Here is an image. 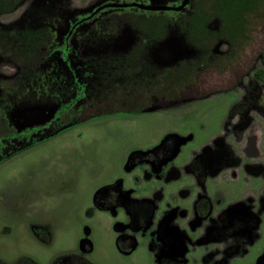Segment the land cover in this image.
<instances>
[{"label": "rangeland", "instance_id": "obj_1", "mask_svg": "<svg viewBox=\"0 0 264 264\" xmlns=\"http://www.w3.org/2000/svg\"><path fill=\"white\" fill-rule=\"evenodd\" d=\"M106 1L0 0L6 5L0 11V99L22 97L6 112L18 128L52 119L56 104L68 98L27 97L43 87L44 92H54L33 73L41 49L32 40L40 42L45 29L33 35L24 29L59 27L64 14ZM157 1L176 5L181 0ZM192 9V14L187 12L174 23L166 16L150 21L161 28L146 52L161 70H178L172 87L175 99L159 101L149 113L134 117L117 110L125 107L123 97H105L113 91L125 94L128 86L121 85V77L108 84L96 75L89 89L101 96L86 100L98 101L103 105L100 111L118 115L66 126L57 137L0 165L1 264H17L23 258L38 264L58 260L68 264L69 258L90 264H160V254L175 248L176 259L185 264H216L215 259L222 257L227 264H257L264 252V212L256 206L264 180L246 168L264 167V0H193ZM128 17L121 20L111 51L131 46L135 25ZM206 48L212 52L204 59ZM67 88L61 93H69ZM169 135L184 139L175 168L183 169L198 156L203 160L199 165L212 199V220H202L194 228L193 202L200 193L194 177L165 179L164 169L161 178L147 179L145 175L152 173L147 166L126 170L133 153L147 151ZM118 181L135 200L162 192L154 223L145 232H131L122 207L109 209L96 203ZM220 211L225 220L236 216V223L242 225L247 218V224L231 236V223L229 228L219 225ZM249 215H256L258 224L249 222ZM218 226V243H197ZM126 235L133 236L136 244L129 253L118 245Z\"/></svg>", "mask_w": 264, "mask_h": 264}, {"label": "flooded vegetation", "instance_id": "obj_2", "mask_svg": "<svg viewBox=\"0 0 264 264\" xmlns=\"http://www.w3.org/2000/svg\"><path fill=\"white\" fill-rule=\"evenodd\" d=\"M116 1L117 0H107L106 2H98L90 8L66 13L60 20L59 27L42 25L40 27L24 29L25 33L30 35L38 32L41 33V30L45 29L40 42L37 43L32 40V45H40L41 53L45 59L37 63L36 68L34 67L35 70L33 73L37 76V81L43 82L44 86H48L49 84L52 85L50 87L54 92L53 94L44 92L45 87H43L42 92L38 91L36 94H27V97H38L36 96L37 94L40 97H68L67 100L70 97H73L72 103H74V108L78 110L80 97L101 96V94H95L93 92L86 95L81 94L80 85L86 71H89L95 79H97L96 75H103L102 77L106 78V83L108 84L110 81H114L116 77H121V85L127 84L128 86L126 91L124 90L125 94H116L117 92L113 91V94H106L105 97H123L122 101L123 103L125 102V107H123V109L125 108L124 111L126 114L133 112L132 114L129 113L131 116H142L135 113V110L131 107L132 102L139 107H143L145 105L144 97H162L157 91V88H154L159 86V80H157V84L152 87V91H156V93H144L145 76H149L150 73H153V77L158 78L161 73V65L156 63L153 59H150L149 52H146L152 42L155 41V35L157 34L155 31H159L161 28V24L157 23L158 26L154 27V22L150 23V21L154 18L166 16L169 21H173L174 23L187 12L190 14L194 12L192 9L193 0H190V2L180 11L158 10L157 8H178L183 4L184 0H181L180 3H176V5H161L157 0H129L126 3H118ZM128 16L133 17L132 20L129 19L128 21L135 25V27H132L133 41L131 46L125 51H111V48L109 47L119 38L118 35L121 31V20L130 18ZM148 21L150 24H142V22L146 23ZM41 27L44 29H40ZM47 28L52 29L50 33H48ZM206 51H208V53ZM206 51V54H204V51L203 54H201L204 56V59H207L212 52L209 48H206ZM50 53H52L51 57ZM59 55L61 58L63 57V60L59 59ZM172 69L175 71V81L178 70L175 68ZM71 77L73 84L70 83ZM174 81L173 86L175 84ZM65 85H67V91H69L67 94L61 93V91L65 90ZM47 89L49 90V87ZM149 91H151V89H149ZM167 97L175 99L177 94L173 93ZM21 98L22 97H10L8 99V97H3V99H0V136L1 134L9 133L16 135L18 131H25L22 141H16L14 138L12 139V141L14 140L13 142L0 141V165L27 150L29 147L42 144L43 142H40L39 140L45 135L52 133V130L55 128V126L44 125L45 122L40 125H32L29 128H18L13 120H8L6 116L7 109L15 106V102H17L16 99L19 100ZM62 127L61 129H63ZM183 140L184 139L179 135H169L161 144L147 151L142 150L133 153L126 165V170L128 172H133L140 167L147 166L152 171V173H147L145 175L147 179H150L153 175L157 179L161 178L164 169L167 172L165 179H172L175 177L180 178L182 175L194 177L197 187L200 190V193L193 202L196 218L190 225L194 228L199 225L202 220H212L210 214L212 199L206 185L205 171H203L202 168H200L201 165H199L203 164V160L200 159L201 157L198 156L193 158V160L181 170L174 166L175 160L180 153H178V151L182 149V146L179 148V145ZM199 160L201 162H199ZM211 164L212 159L210 158L209 167ZM251 165L246 168L247 172L249 174L257 172L264 180L263 165H260L261 168L258 169L256 167L254 169ZM162 198V192L158 191L152 198L141 199L148 200L151 204H141L139 203L141 200H135L130 192L124 189L122 181H118L110 188L106 189L104 193L98 197L96 203L99 207L103 206L104 208L109 209L122 207L130 220L128 228L132 233L138 234L145 232L153 225L154 217L156 216L158 205ZM256 206L257 211L262 214L264 212V188ZM154 208H156L155 211ZM240 210L243 212L245 211L242 208H240ZM173 212L174 211L172 210L166 213L159 224L161 225V223H163ZM224 216V212L220 211L216 218L221 221L219 225H222V227L227 226V228H229L231 223L232 227H230V229L232 230L230 231L231 234L229 233L231 236L240 232L242 225L247 224V218L245 221H242V225H240L234 220L236 216L231 217V219L230 217L229 219L226 217V220ZM258 220L259 219L256 215H249V222L258 224ZM225 222H227V225ZM160 225L159 227H161ZM218 229L219 226L214 229H209L206 234L199 237L197 243L209 244L208 242H210V240L218 243L221 240V235L219 233L220 230ZM156 239H159V237ZM119 241H121L122 245V248L119 246L121 252L129 253L136 248L133 236L126 235L121 237ZM163 244L168 245L166 242ZM168 246H170V244ZM130 247L131 249L128 250ZM178 253L179 250L176 248L171 249L169 254L167 252H162V254H160V263L185 264L184 262L181 263L179 259H176ZM215 260L216 264H227L223 257ZM257 264H264V252L261 254Z\"/></svg>", "mask_w": 264, "mask_h": 264}, {"label": "trees", "instance_id": "obj_3", "mask_svg": "<svg viewBox=\"0 0 264 264\" xmlns=\"http://www.w3.org/2000/svg\"><path fill=\"white\" fill-rule=\"evenodd\" d=\"M6 5H0V11L3 7ZM3 14L0 12V15ZM55 55V54H54ZM52 56V53H50V57ZM59 59L63 60V57L59 55ZM44 56L41 53L38 62L43 61ZM174 69L170 68H165L164 70H161V73L158 78L154 77H145L144 81V93L146 94H152L154 91H149V88L147 87V84H153L157 83V80H159V86H156L154 88H157V91L160 93L162 97H144L145 99V105L143 107L137 106L134 102H132L131 107L135 110V113L142 115L144 113H149L151 109H153L159 101H166L169 100L171 97H167L171 94H173V81H174ZM100 77H102L99 74ZM98 76V77H99ZM95 79L89 71L85 72V76H83L82 81H81V94L86 95L92 93L91 89H89V83L91 84L92 81ZM91 81V82H90ZM70 83L73 84L72 77L70 78ZM67 87V85H65ZM159 87V88H158ZM156 93V91L154 92ZM57 98V97H56ZM87 97H80V105L78 110L74 108V103H72V98L70 97L68 100H66L65 103L58 102L55 106L56 107V112L54 114V117L50 120H47L44 125L47 126H55V128L52 130V133H49L45 135L42 139H40V142H45L50 139H53L57 137L60 132L62 131L61 127L64 128L66 126H75L76 124L79 123H88L91 121H94L99 118L103 117H110L111 115H118V114H113V113H105L103 111H100L102 109L103 105L100 104L98 101L88 99L86 100ZM137 107V109H136ZM120 110L121 113H125V108L124 109H117ZM128 112V111H127ZM133 113V112H129ZM128 113V114H129ZM4 124V123H3ZM2 124V125H3ZM60 127V129H59ZM23 135H25V131H18L16 135H13L12 133L9 134H1L0 136V141H6V142H13L12 139H16V141H22L23 140ZM6 136V138H5ZM4 145V144H3ZM1 161V159H0ZM135 201V200H134ZM141 204H151L150 201L148 200H141L139 201ZM156 208H154L155 211ZM118 245L121 247V241H118ZM122 248V247H121ZM62 260H58L55 264H61ZM1 264V263H0ZM4 264V263H2ZM17 264H38L36 261H34L31 258H23L21 259ZM68 264H90L84 259H68ZM161 264V263H160Z\"/></svg>", "mask_w": 264, "mask_h": 264}, {"label": "water", "instance_id": "obj_4", "mask_svg": "<svg viewBox=\"0 0 264 264\" xmlns=\"http://www.w3.org/2000/svg\"><path fill=\"white\" fill-rule=\"evenodd\" d=\"M190 2V0H184L183 4L178 7V8H170V7H159L157 8L158 10H172V11H180L182 10L188 3Z\"/></svg>", "mask_w": 264, "mask_h": 264}]
</instances>
